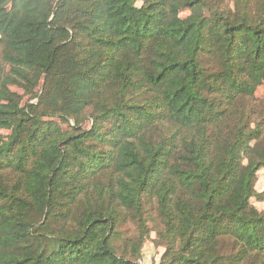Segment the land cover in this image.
<instances>
[{
    "label": "trees",
    "instance_id": "obj_1",
    "mask_svg": "<svg viewBox=\"0 0 264 264\" xmlns=\"http://www.w3.org/2000/svg\"><path fill=\"white\" fill-rule=\"evenodd\" d=\"M263 85L264 0H0V264H264Z\"/></svg>",
    "mask_w": 264,
    "mask_h": 264
},
{
    "label": "rangeland",
    "instance_id": "obj_2",
    "mask_svg": "<svg viewBox=\"0 0 264 264\" xmlns=\"http://www.w3.org/2000/svg\"><path fill=\"white\" fill-rule=\"evenodd\" d=\"M187 15V12H184L181 14V17H185ZM18 91V90H16ZM257 96L263 97L264 96V85L257 90ZM255 190L257 192H261L264 190V169L260 170L257 174V181L255 184ZM251 203L254 205L255 208L258 210H264V203L257 202L256 200L252 199ZM123 231L125 230L126 235H133L134 228L130 225L125 226L122 228ZM153 234L151 235V238H153ZM163 248L154 246L153 243H151V239L147 241L142 249L141 252V258L134 262L135 264H158L160 256L163 253Z\"/></svg>",
    "mask_w": 264,
    "mask_h": 264
}]
</instances>
